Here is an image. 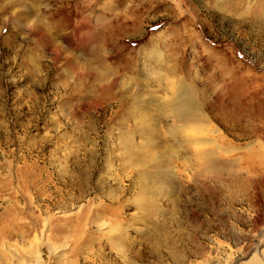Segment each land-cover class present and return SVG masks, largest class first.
I'll return each mask as SVG.
<instances>
[{
  "label": "rangeland",
  "instance_id": "374dc122",
  "mask_svg": "<svg viewBox=\"0 0 264 264\" xmlns=\"http://www.w3.org/2000/svg\"><path fill=\"white\" fill-rule=\"evenodd\" d=\"M180 83L209 121L183 132ZM261 154L264 0H0V264H264ZM162 160L154 211L136 188L105 210Z\"/></svg>",
  "mask_w": 264,
  "mask_h": 264
},
{
  "label": "bare ground",
  "instance_id": "6f19581e",
  "mask_svg": "<svg viewBox=\"0 0 264 264\" xmlns=\"http://www.w3.org/2000/svg\"><path fill=\"white\" fill-rule=\"evenodd\" d=\"M104 18H106V17H104ZM101 19L104 20L102 17H101ZM102 20L100 21V23L102 22ZM125 66H126V64H125ZM123 67H124V65H123ZM127 68H128V66H127ZM139 72H141V70L139 69V71H138V69H137L136 73H139ZM103 88H105V87H103ZM171 88H173V87L171 86ZM186 88L188 89V87H186V85L180 83L179 85H177V87L174 90L172 89L173 92H171V96H172L171 99H169L165 102V104H166L165 110L168 111V108H169L171 116H172V120L176 121L177 123H179L181 125V129H182L181 132L187 131L186 129H188L190 127L189 125H190L191 121L194 119L200 120L202 122L204 121L205 123L209 122L207 115L204 114L203 111L197 109L196 103H195L197 101L196 97L193 94H190L188 92V90H186ZM141 92H142V89L139 90V93H141ZM135 94H138V91ZM108 95H109V98L115 97L114 93H110V94L108 93ZM120 95H121V97L119 99V102L121 103L120 104V112H121L125 108L130 107L129 102H130V99L132 96L127 97V96L123 95L122 93ZM146 107H148V106H145L144 109H146ZM122 114L126 115V114H130V113L123 112ZM162 118H163V115H162ZM137 125L145 126V122L142 120L137 121V123H135V125L133 127H136ZM193 148H194L192 151L193 156L195 157V159L198 160V164L193 165L194 173L200 172L201 167H203V166H205L207 168L208 173L213 174V177H216V175L219 174V172L226 170L227 162H222V161H220V159L218 157L215 156V154L218 152L217 149H215V148H204L202 146H194ZM260 157L263 158L264 154L263 155L261 154ZM260 157L258 159L261 160ZM255 158H254V160H255ZM201 159H204L203 163L200 161ZM139 160L144 161L145 156L142 155L141 159H139ZM138 163L140 165H143V162H136L135 165ZM168 165H169V162L162 160V162L160 164L155 163V164H150V165L146 166L142 172L140 170H136L135 168H131L129 170V173H130L129 175L131 176V179H132L131 184H129L126 187L123 186L122 188H120V190H118L119 191V194H117L118 196L117 197L112 196V199L110 198V201L112 204L110 203L111 205L109 204V206H107L108 209L105 206V210H108V211L112 210L113 212H116V210H118V209L120 210V208L122 206H124L126 203L125 200H122V197L126 194L125 191L126 190L131 191L133 188H136V189H138V193L143 195L142 201L138 206L139 209L142 212L147 211L150 214L152 211H154L153 205L145 197L147 196L148 193L152 194V193H155L156 191H158V188L154 186L153 179H158L160 177L159 174H162L163 176H168V171H169ZM228 173H229V171H228ZM231 175H232V173H231ZM113 214H111V215H113ZM119 216H120L119 214L116 215L117 219L114 220V223L111 221L112 223L109 225V227L107 224H104V223L103 224L101 223L100 227L107 234L112 233L113 236H115V237H113V242L114 243L116 242V244L118 246H122V242L125 239L127 240V237H126L127 227L130 228L135 222L133 224L131 223L132 221L128 223L127 220L125 219L126 217L121 218ZM114 217H115V215H114ZM146 217H147V215H146ZM135 218L136 217H134L133 219H135ZM147 219L151 220L152 215H148ZM123 224H126L127 227L123 226ZM107 227H108V229H107ZM89 240H88V242H90ZM85 241H87V240L85 239ZM126 262L127 261H125V263ZM73 264H77V262H75L73 260Z\"/></svg>",
  "mask_w": 264,
  "mask_h": 264
}]
</instances>
